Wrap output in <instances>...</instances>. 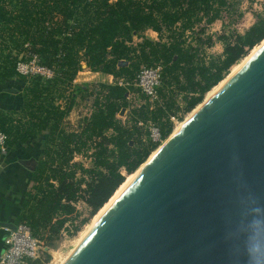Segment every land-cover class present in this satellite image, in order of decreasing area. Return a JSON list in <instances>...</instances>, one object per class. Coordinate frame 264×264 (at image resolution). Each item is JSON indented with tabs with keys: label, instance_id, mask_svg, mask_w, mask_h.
<instances>
[{
	"label": "trees",
	"instance_id": "1",
	"mask_svg": "<svg viewBox=\"0 0 264 264\" xmlns=\"http://www.w3.org/2000/svg\"><path fill=\"white\" fill-rule=\"evenodd\" d=\"M241 1L0 0V84L13 78L25 83L20 108H0V133L7 137L8 153L33 142L38 148L19 223L28 224L34 236L55 249L67 225L79 219L78 201L95 215L160 145L148 139L139 122H155L163 139L168 138L171 117L202 103L231 67L264 40V13H256L242 33L215 38L207 33V26L218 20L242 17ZM237 19H229V25ZM201 23L205 25L197 30ZM149 29L158 40L145 35ZM134 36L140 40L134 42ZM216 41L223 52L207 55L205 49ZM33 56L55 69L52 79L18 74L17 63ZM158 63L163 65L160 103L154 109L147 103L132 106L127 94L139 92V69ZM83 64L112 75L113 82L97 83L90 91L76 88L92 97V109L78 129L69 130L64 122L76 104L73 82ZM126 110L123 121L119 115ZM77 156L90 159L91 165ZM49 259L45 254L31 264Z\"/></svg>",
	"mask_w": 264,
	"mask_h": 264
},
{
	"label": "water",
	"instance_id": "2",
	"mask_svg": "<svg viewBox=\"0 0 264 264\" xmlns=\"http://www.w3.org/2000/svg\"><path fill=\"white\" fill-rule=\"evenodd\" d=\"M68 264H264V42L170 137Z\"/></svg>",
	"mask_w": 264,
	"mask_h": 264
},
{
	"label": "rangeland",
	"instance_id": "3",
	"mask_svg": "<svg viewBox=\"0 0 264 264\" xmlns=\"http://www.w3.org/2000/svg\"><path fill=\"white\" fill-rule=\"evenodd\" d=\"M239 11L241 13H243L242 17L239 18L238 16H234V17L225 18L226 20H218V21L214 22L213 24L207 26L208 27L207 33L213 35L214 38L218 34H221L223 32H226V33H230V32L242 33L245 29H247L250 25L253 24V22L255 21L256 13H264V0H242L241 4L239 6ZM229 19H237L236 20L237 22H233L229 25ZM203 25H205V23H201L200 25H198V27L196 29L198 30L200 27H203ZM146 36L153 39V40L159 39L158 33H157V35H155V34H152L149 32ZM138 38L139 37H137V39ZM261 43L258 46H260ZM258 46H256V47H258ZM253 49L248 53L247 56L241 58L239 61H237L231 67L230 71L226 74L225 78H227L234 69H236L238 66H240L243 63V61H245L251 55L250 53L253 52ZM205 51H206L207 55H220L223 52V44L219 41H216L212 47L206 48ZM81 77H87V79H88L89 75H84ZM225 78L223 80H225ZM97 83H109V82H108V80H105L104 77H102V76L93 77L89 80H86V82L76 83L74 80V82H73L74 92L73 93L76 94V104L74 105L69 116L66 117V119H65L64 125L67 129H69V130L70 129H78V125H79L81 119L83 117L88 116L91 112V109H92V97L90 95H88L87 92H85V91L80 92L79 89H76V88L77 87H86L84 89H89V91H90V89L93 88V86ZM24 87H25V83H23L19 79L18 88L21 91H23ZM213 90H214V87L203 98L204 99L203 102L206 100L209 93L213 92ZM128 99H129L132 106H140L141 104L147 103L145 96L141 93L140 90H139V92H136V93H130V96ZM202 103H200L198 106H196L189 113L179 112L178 116H181V117L176 118V117L172 116L171 120L174 124L173 125V131L168 136V138H166L164 140L168 141V139H170V137L179 129V127L194 113L196 108H198ZM126 113H128V110L122 111V113L119 115V118H121L123 121H125L126 115H124V114H126ZM70 116H71V118H69ZM179 118H182V120H179ZM166 141L163 144V146L166 144ZM163 146L161 145L160 147H157V149L155 151H153V153H151V155L148 157L146 162L143 163L139 167V169L136 172H134L133 174H136L138 171H140L142 169V166L149 162L148 160L150 159V157H152L155 153L157 154L159 152L158 150H161L162 149L161 147H163ZM35 147L36 148H34V149L37 150L38 149L37 144H35ZM10 153L11 152L7 153L5 156H8ZM29 153H30L29 155L31 156L30 159L33 158V152L30 151ZM77 160L82 161L86 166L91 165L90 159H88V158L79 157ZM28 166H31V164H29ZM132 175L130 174V176H129L127 173H125L126 178L128 176L131 177ZM128 178L125 180L127 181ZM104 206L95 215H91V208L84 201H78L76 203V208H77V211L80 215L79 219L75 222V224H68L67 225V230L63 231L62 238H61L60 242L58 243V246L55 249L48 248L45 246V248L48 251L44 252L41 259L42 260L44 259L45 254H49L50 259L48 262H44L43 264H67L69 259L72 257L73 253L76 251L78 244H79V240L82 237V234L88 230V228L93 223L94 219H96L97 215L104 208ZM81 221H82V223H81ZM74 225L79 226L78 231H75Z\"/></svg>",
	"mask_w": 264,
	"mask_h": 264
},
{
	"label": "built area",
	"instance_id": "4",
	"mask_svg": "<svg viewBox=\"0 0 264 264\" xmlns=\"http://www.w3.org/2000/svg\"><path fill=\"white\" fill-rule=\"evenodd\" d=\"M133 39L134 42H138L140 38L137 39V36H134ZM16 70L19 75L27 78L39 76L43 79H52L55 76V69L39 64L36 56L28 61L20 60L17 63ZM162 79L163 65L160 63L152 66H142L136 75L135 86L145 96L150 109H154L161 101L158 89L162 85ZM120 84H122V81H120ZM129 96L130 93L127 94L128 98ZM139 125L145 127L148 132V139L151 142L163 143L161 129L155 122L148 121L146 124L139 122ZM6 139L7 137L0 133V148L5 155L8 153L5 144ZM79 157L82 156H77L75 160ZM5 244V248L0 253V264H31L41 259L44 252L48 251L43 241L33 235L31 227L26 223H18L15 230H9Z\"/></svg>",
	"mask_w": 264,
	"mask_h": 264
},
{
	"label": "crops",
	"instance_id": "5",
	"mask_svg": "<svg viewBox=\"0 0 264 264\" xmlns=\"http://www.w3.org/2000/svg\"><path fill=\"white\" fill-rule=\"evenodd\" d=\"M149 32L157 35V32L150 29L145 34L147 35ZM84 75H89V78L81 77ZM96 76L104 77L109 83L113 82L112 75L93 72L85 64L77 74L75 82H86V80ZM18 84L19 79L17 78L8 79L5 83L0 84L1 109L15 110L20 108L23 100V91L18 88ZM34 148H36L35 142L20 146L15 152H11L8 156L0 158V253L5 248V239L9 230H12L6 227L4 223H19L21 203L29 187L31 171L20 160H30L31 156L29 152L35 151Z\"/></svg>",
	"mask_w": 264,
	"mask_h": 264
},
{
	"label": "bare ground",
	"instance_id": "6",
	"mask_svg": "<svg viewBox=\"0 0 264 264\" xmlns=\"http://www.w3.org/2000/svg\"><path fill=\"white\" fill-rule=\"evenodd\" d=\"M264 41H262V43H263ZM261 43V44H262ZM258 46V45H257ZM259 47V46H258ZM258 47H255L254 49H253V52L258 48ZM252 52V53H253ZM252 53H250V54H252ZM244 62V61H243ZM235 70V69H234ZM233 70V71H234ZM232 71V72H233ZM231 72V73H232ZM226 79V78H225ZM224 81V80H223ZM222 81V82H223ZM222 82H220L217 86H215L214 87V90L222 83ZM213 90V91H214ZM213 92H210L209 93V95H208V97L212 94ZM207 97V98H208ZM206 98V99H207ZM199 108V107H198ZM198 108H196V110L198 109ZM195 110V111H196ZM194 111V112H195ZM169 140V139H168ZM165 141L166 140H164L163 141V143H161L158 147H160L161 145L163 146V144L165 143ZM167 142V141H166ZM165 146V145H164ZM163 146V147H164ZM163 147H161L162 149H163ZM161 149V150H162ZM161 150H158L159 152L156 154H154L152 157H150V159L148 160L149 162L148 163H146L145 165H143L142 166V169L140 170V171H138L136 174H133L131 177H129L128 178V180L115 192V194L111 197V199L109 200V202L104 206V208L100 211V213L97 215V217H96V219H94V221H93V223L90 225V227L88 228V230L86 231V232H84L83 234H82V237L80 238V240H79V244H78V247H79V245L83 242V240L87 237V235L90 233V231L93 229V227L95 226V224L98 222V220L102 217V215L109 209V207L117 200V198L124 192V190L139 176V174L152 162V160L161 152ZM77 247V248H78ZM74 254V253H73ZM71 259V258H70ZM70 259H69V261H70ZM68 261V262H69ZM68 262H67V264H68Z\"/></svg>",
	"mask_w": 264,
	"mask_h": 264
}]
</instances>
